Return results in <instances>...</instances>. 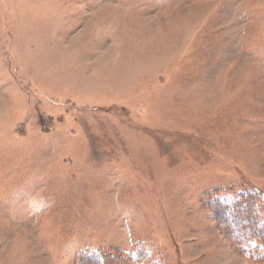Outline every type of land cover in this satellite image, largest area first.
Listing matches in <instances>:
<instances>
[{"label":"rangeland","instance_id":"1","mask_svg":"<svg viewBox=\"0 0 264 264\" xmlns=\"http://www.w3.org/2000/svg\"><path fill=\"white\" fill-rule=\"evenodd\" d=\"M244 186L264 0H0V264H243L203 196Z\"/></svg>","mask_w":264,"mask_h":264},{"label":"trees","instance_id":"2","mask_svg":"<svg viewBox=\"0 0 264 264\" xmlns=\"http://www.w3.org/2000/svg\"><path fill=\"white\" fill-rule=\"evenodd\" d=\"M214 190L203 196L204 209L213 211L221 233L229 237L236 253L253 264H264V193L255 188L244 186L237 191ZM229 195V196H227ZM141 254V253H140ZM140 255L127 256L123 264H164L161 261H140ZM244 259V260H245ZM98 264H121L120 255L116 261L102 260ZM94 264V263H93Z\"/></svg>","mask_w":264,"mask_h":264},{"label":"crops","instance_id":"3","mask_svg":"<svg viewBox=\"0 0 264 264\" xmlns=\"http://www.w3.org/2000/svg\"><path fill=\"white\" fill-rule=\"evenodd\" d=\"M221 234H222V233H221ZM226 246L230 249L231 252H233V249H232L233 247H231L232 244H231V245L226 244ZM239 258H240V257H239ZM240 259H241V258H240ZM241 261H243V260H241ZM243 264H246V263H245V260L243 261Z\"/></svg>","mask_w":264,"mask_h":264}]
</instances>
